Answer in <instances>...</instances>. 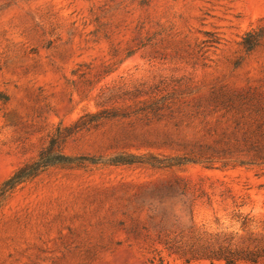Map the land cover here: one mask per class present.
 Wrapping results in <instances>:
<instances>
[{
  "label": "rangeland",
  "instance_id": "374dc122",
  "mask_svg": "<svg viewBox=\"0 0 264 264\" xmlns=\"http://www.w3.org/2000/svg\"><path fill=\"white\" fill-rule=\"evenodd\" d=\"M263 116L264 0H0V264L264 252V162L243 140ZM191 151L214 167L131 157Z\"/></svg>",
  "mask_w": 264,
  "mask_h": 264
},
{
  "label": "trees",
  "instance_id": "16d2710c",
  "mask_svg": "<svg viewBox=\"0 0 264 264\" xmlns=\"http://www.w3.org/2000/svg\"><path fill=\"white\" fill-rule=\"evenodd\" d=\"M254 43V42H247ZM253 46H247V49L252 48ZM231 100V98H230ZM264 117V116H263ZM239 119L236 120L238 125ZM244 146L249 152H252V156L246 160L250 164H259L264 162V118L258 119L254 127H249L247 132L243 136ZM223 143L226 144V149H229L231 145L239 146L238 144H231L230 142ZM57 143L56 140L51 142V148ZM225 149L223 148L222 151ZM202 153H194L191 151L189 154L176 155L172 157H158L155 154H141L136 156H131L136 158L138 162L146 163L153 167H173L180 166L186 163L191 162H200L206 167H214L215 160L214 158L207 156H202ZM125 162H134L135 160L128 159L124 160ZM239 163H245L244 160H240ZM49 164V159L47 156L41 155L34 161H27L3 181L2 185L6 189H12L15 186L25 182L26 180L32 178L46 165ZM226 162H224V165ZM7 191V190H6ZM177 193H183L177 187V185H170L165 190L159 192L158 199L161 200L165 195H174ZM152 210L156 207L151 208ZM240 217V216H237ZM239 220V219H238ZM247 217H242V222L245 224L247 222ZM168 249H173L174 244L171 242L164 241ZM182 256L185 258V262L190 264L192 260H197L201 258L209 259L211 264L214 263L215 259H223L226 264H241L242 261H250L252 263L258 262L261 257H264V252L262 250H242V249H233L229 245H219L218 248L214 249L211 247H195L191 245L190 247L183 248L181 250Z\"/></svg>",
  "mask_w": 264,
  "mask_h": 264
}]
</instances>
